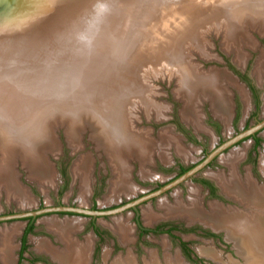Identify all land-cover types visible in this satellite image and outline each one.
I'll return each instance as SVG.
<instances>
[{
	"label": "bare ground",
	"instance_id": "6f19581e",
	"mask_svg": "<svg viewBox=\"0 0 264 264\" xmlns=\"http://www.w3.org/2000/svg\"><path fill=\"white\" fill-rule=\"evenodd\" d=\"M200 1L208 3L212 11L215 12L214 17L211 18L214 20L211 21L208 18L195 23L193 20L195 17H192L184 22L187 12L183 11L176 17H169V12L163 16L156 15L154 20L143 23L138 20L145 14H154L155 12L134 9L133 14L125 13L124 5L127 0L119 9H114L112 0H81V3L78 1L79 4H75L68 14L70 25L67 26L66 32L72 30L80 33L81 36L75 33L70 34L66 42L71 43L74 48L82 46L87 48L75 51L77 56L75 63L77 64L74 63L72 67L67 68L65 67L66 59L69 57H61L60 52L57 55L53 54V57L50 50L46 49L47 47L38 43H45L49 38H53L50 35L56 31L52 26L55 23L51 25L53 20H49L51 15L47 14L48 4L37 3L40 9L37 17L32 16L31 19H26L22 14L13 17L8 26H13L18 22V17H21L20 20H24L25 23L27 22L26 24L29 22L42 26L40 29L21 26V33L24 32V34L7 40L10 46L0 50V150L2 151L0 194L6 191L8 196H12L20 202L30 201V194L17 182L15 161L18 156L22 157L21 159L28 165L32 175L41 182L49 185L55 183V173L50 170L43 153L38 150V145L50 144L52 151L55 150L57 145L52 139L51 130L55 123L63 122L64 119L69 120L70 129L74 131L73 134L79 131L81 126L89 123L94 129V137L105 149L108 158L112 160L110 164L113 163L111 166L114 176L106 200H112L115 195L134 192L135 183L130 175L132 165L128 157L140 160L142 168L144 167L141 170L142 176H152V170L148 169V164L151 163L148 146L150 138L141 127H138L142 120L139 115L140 112L142 114L147 112V114L150 113L156 118L162 119L165 115L161 114L164 104L161 105L156 100L154 96L159 94L158 91L153 88V84H150L151 80L144 76V71H141L144 69L141 67L145 65L141 60L145 57L148 58V55L143 52L144 50L131 55L135 47H127L132 43L137 32H141L145 36L149 34L157 40L150 44L153 47L152 57L159 55L160 57L157 62L152 63V66L158 69L157 73L161 70L162 74L168 71L167 75L178 76L181 87L179 90H185L188 97L185 114L189 117L190 122L196 125L198 130L201 129L200 126L203 127L200 125V121L197 123L191 120V116H194L192 112L193 90L202 88V94L211 101L213 112L228 127L233 111L232 96L223 85L220 90L218 89L217 72L206 74L200 66L195 65L190 57L191 46L194 44L201 47L203 40H200V25L204 20L206 23L213 21L219 23L223 22L222 16H224L226 18L224 22L227 23L225 49L226 51L232 48L236 50V60L240 65H244L246 55L243 49L237 47L240 44L237 42L248 34L243 26L246 19L252 23V26L261 23L264 29V0ZM34 2L36 3V1ZM59 4L60 2H57L56 7ZM152 4L154 3L149 6L154 7ZM229 4H233L232 11L226 10V6ZM44 6H47L46 9L42 8ZM49 7L51 6L49 5ZM58 11L59 9H57ZM136 15L140 16L136 18ZM61 22L63 21L57 23ZM120 22L122 26L117 27ZM134 25L139 28L133 29ZM180 25H183L181 27L191 26L177 37L176 33ZM10 28L7 29L10 30ZM84 28H86V33L88 29L93 32L92 45H81V42H85L86 33H82ZM239 34L241 35L237 37ZM176 37L177 41L175 42ZM145 40L147 42L146 38ZM5 41L1 39L0 45L7 44ZM125 47L127 48L123 49ZM207 53L210 52L206 51L205 54ZM261 59V62H257L253 73L262 83L264 82V58ZM151 75L153 76V74ZM226 79L227 77L223 78L227 86L230 83L239 88L248 107L249 99L246 89L235 77L229 78L231 82ZM204 87L209 90L206 92L203 90ZM212 89H215V92ZM83 113H86L90 118L84 119L86 115ZM158 114L161 116L159 117ZM169 129L160 132L163 140L157 144L154 152L158 148L169 149L171 147L170 142L168 143V139H166L168 136L165 138ZM171 132L173 135L175 134L172 146L179 149L181 139L175 132L172 130ZM186 153H188L187 149L183 151V154ZM244 154L245 149L234 150L222 160L229 167L228 173L226 171L208 172V175L217 181L222 192L236 200L240 206L223 204L224 207L217 203H211L210 209L205 210L200 196V188L192 185L189 189L188 200H184L181 191L177 189L174 192V202L165 198L160 200L159 212L149 207L144 208L146 223L154 224L161 218H183L188 222H202L215 229L223 227L228 236L235 239L238 245L249 254L252 258L251 264H264V192L251 174L248 173L246 177L241 176L238 165ZM160 155L164 159L167 158L164 152H160ZM90 162L91 158L90 161L89 158L82 159L74 169L81 180L80 197L83 203H86L87 197L90 195L92 176L90 175L92 172V169L89 168ZM261 168L264 172V154ZM45 224L49 230L56 234L64 246L54 248L48 241H41L38 243L40 249L50 253L58 261V264H89L93 238L87 236L85 241H80L76 236V233L83 228L82 219L45 220ZM109 226L118 234L123 244H129L134 240V232L126 217L115 218ZM18 228V226L0 228L1 264H15L13 245L18 235ZM164 244L169 245L167 238H164ZM182 262L178 252L175 256L167 253L165 259L161 260L155 251H150L144 258L143 264H183ZM113 264H139V262L129 252L127 256L120 255Z\"/></svg>",
	"mask_w": 264,
	"mask_h": 264
},
{
	"label": "rangeland",
	"instance_id": "374dc122",
	"mask_svg": "<svg viewBox=\"0 0 264 264\" xmlns=\"http://www.w3.org/2000/svg\"><path fill=\"white\" fill-rule=\"evenodd\" d=\"M34 1L0 0V40L4 39L7 42L12 37L22 36L24 32L21 33V28L25 26L27 28L33 27L40 29L41 24L33 25L29 22L26 24L27 22L25 23L24 20H20L21 17H18L19 21L14 23L13 26L8 25L13 17L20 16L21 14L26 19H31L32 16L37 17L40 10L37 3L48 4V7L44 6L42 8H48L47 14L51 15L49 20H53L51 25L55 23L52 26H54L53 29L55 28L54 30L56 31L50 35L53 38H49L45 43H38L42 44L43 47H47L46 49L48 51L50 50V54L53 57V54L57 55L58 52L61 53V57H69L66 59L67 64L65 67H72L75 63V58H77L74 52L86 50L87 48L84 46L74 48L71 43L66 42L70 34L75 33L81 36L80 33L73 32L72 30L66 32L67 26L70 25V19H68L70 9L72 7L74 8L75 4H79L78 1L81 3V0ZM57 2H60V4L56 7ZM71 2H74V5ZM112 2L114 9H119L121 5L126 3L125 0H112ZM109 3L111 5V2ZM151 3H154L152 4L154 7L149 6ZM173 3L176 5H172ZM57 9H59L58 12ZM134 9L155 12L154 14H145L143 18L138 20V22L143 23L154 20L156 15L163 16L168 12L170 14L168 15L169 17H176L177 14L186 11L188 14H185L186 18L184 22L195 17L193 19L195 23L196 21L208 18L211 20L215 15V12L212 11L209 4L206 2L201 3L200 0H127V3L124 5L125 13L133 14ZM226 10L232 11L233 4L227 5ZM139 16L136 15V18ZM222 18L224 19L223 22L221 21L219 23L215 21L206 23L205 20L202 22L200 25V40H203V43L201 47L194 44L191 46L193 52L191 51L190 57L195 65L200 66L206 74L213 71L217 72L219 77L217 81L218 89L220 90L223 85L229 91L230 96H232L234 107L228 127L213 112L211 101L207 100L202 94V88L193 90L192 112L194 116H191V120L197 123L200 121V125H203V127L200 126L201 129L198 130L196 125L190 122L189 117L185 114L188 97L185 94V90H179L181 87L178 76H169V74L167 75L168 71L162 74L161 70H159L160 72L157 73L158 69L152 66V63L157 62L160 57V55L158 57H152L153 47L150 44L157 40L149 34L145 36L143 33L137 32L134 40L127 47H135L131 55L138 54L137 52L141 50H144L143 52L148 55V58L145 57L141 60L145 63L141 67L144 68L141 71H144V76L151 80V83H149L153 84V88L158 91L159 94L154 96L156 100L161 105L164 104V109L162 108L161 114L165 115L162 119L156 118L150 113L147 114V112L146 114L140 112L139 115L142 120L139 122L138 127H141L150 138L148 146L150 148L149 160H151V163L148 164V169L152 170V176H142L141 170L144 167L142 168L140 160L128 157L132 165L130 175L135 183L134 192L122 193L121 195H115L112 200H106L114 176L111 166L113 163L110 164L112 160L108 158L105 149L94 137V129L89 123L83 125L84 127L81 126L79 131L73 134L74 131L70 129L69 120L64 119L63 122L55 123L51 130L52 139L56 143L57 148L52 151L49 146L50 144L38 145V150L43 153L50 170L55 173V183L49 185L41 182L37 177L32 175L28 169V165L21 159L22 157L18 156L15 161L17 182L30 194V201L25 203L20 202L18 199L8 196L6 191H3L0 194V215L33 211L44 207L59 205L77 206L86 209H110L117 207L160 188L162 185L181 175L183 170H188L201 162L218 145L262 120L264 118V82L261 83L258 81L253 71L257 62H261V58H264V29L261 23L252 26V23L248 19L245 20L243 26L244 30L248 31V34L237 42L240 43L237 47L241 48V50L243 49L246 55L245 61L247 59L248 61L245 68H240L234 63V61L239 63L236 60V50L232 48L226 51L225 49V42L227 40L225 37V27H227V23L224 22L226 18L224 16ZM60 21L63 22L57 23ZM121 26L120 22L117 27ZM181 26L183 25H180L176 33L177 37L186 32L191 25H186V27ZM7 28H10V30ZM132 28L138 29L139 27L134 25ZM82 33H86V28L82 29ZM59 37L61 38L60 40ZM92 37L93 32L91 29H88L84 36L85 42H81V45H92ZM177 37L175 42L177 41ZM78 42H80L79 39ZM4 45H0V50L10 46L9 42ZM203 51H209L210 53L205 54ZM242 66L244 65L241 64ZM230 70L238 77V82L247 91L246 93L249 99L248 107L239 88H236L230 83L227 86L223 80V78L227 77L226 80L231 82L229 78L234 77V75ZM155 73L157 75L156 77ZM226 73H229L231 76L226 75ZM203 90L207 92L209 89L204 87ZM214 90L212 89L213 92H215ZM151 106L155 107L154 105ZM156 110L158 111V107ZM147 111L149 112L148 109ZM84 115H86L84 119L90 118L86 113ZM158 116L160 117L161 115L158 114ZM168 128L170 129L168 134H165V138L168 136L166 139H168V143L170 142L171 147L169 149L158 148L154 152L157 144L163 140L161 139L162 133L160 132ZM171 130L181 139L180 146L182 150L181 147L177 149L172 146V142L175 141V134L173 135ZM257 140L249 137L237 142L234 146L225 150L221 156L215 158L208 167L198 172L194 178L188 179L177 187L141 203L137 210L131 208L121 213L98 217L68 212H49L39 214L35 218L24 217L0 221V228L10 226L19 227L18 235L13 245V252L16 258L15 264H58V261L50 253L40 249L38 246V243L41 241H48L54 248H62L64 246L56 234L48 229L45 220H67L73 218L82 219L84 222L83 228L76 233L77 239L85 241L87 236H92L93 238L94 242L90 252L89 264H113L120 255L127 256L129 252L136 257L139 264H143L144 258L150 251H155L161 260L165 259L167 253L175 256L178 252L180 258L183 260V264H251L250 261L252 258L249 254L244 251V248L238 245L235 239L228 236V233L223 227L215 229L202 222H188L183 218H161L155 221L154 224H147L143 211L144 208L149 207L159 212L158 204L160 200L165 198L174 202V192L177 189L181 191L182 198L188 200L190 194L189 189L192 185L200 188V196L202 197L205 210L210 209L211 203H217L219 206L223 204L235 207L240 206L236 200L224 195L225 193L222 192L217 182L208 175V172L226 171L228 173L229 167L222 160L234 150L245 149V154L238 165L240 173L244 177L250 172L260 184L264 185V172L261 168V161L264 154V128L260 130ZM185 149H187L188 153L183 154ZM1 152L0 150V157L2 155ZM160 152H164L167 158H162ZM86 158H89V161L91 158L89 168L92 169L90 174L92 176L90 195H88L86 203H83L80 197L82 190L81 180L74 169L82 159ZM258 182L256 183L259 184ZM260 184L259 186L264 192V188ZM209 185H213L215 190L211 191ZM120 216L126 217L134 232V240L129 244H123L118 234L109 226L114 222L115 218ZM30 224H32V230L25 236V231ZM164 238L168 239V246L164 244ZM23 244L26 246L25 249H22Z\"/></svg>",
	"mask_w": 264,
	"mask_h": 264
},
{
	"label": "water",
	"instance_id": "95a60500",
	"mask_svg": "<svg viewBox=\"0 0 264 264\" xmlns=\"http://www.w3.org/2000/svg\"><path fill=\"white\" fill-rule=\"evenodd\" d=\"M263 128H264V118L262 120L258 121L255 125L244 129L243 131H241L237 135L230 137L229 139L224 141L222 144L218 145L201 162L194 165L190 169L186 170L184 173H182L178 177L174 178L170 182L162 185L160 188H158L152 192L144 194V195H142V196H140L134 200H131L129 202L121 204L117 207L110 208V209H86V208L77 207V206L59 205V206L44 207V208L33 210V211L13 213V214H8V215H0V221L15 219V218H24V217L35 218L39 214L49 213V212H52V213L53 212H68V213H77V214H84V215H90L93 217H98V216H107V215H113V214L121 213V212H123L127 209H131V208L134 210H137L138 206L141 203H143V202H145L151 198L157 197V196L169 191L170 189L177 187L178 185H180L181 183H184L188 179L194 178L198 172H200L204 168L208 167L210 165V163L215 158L221 156L225 150L234 146L237 142L242 141L245 138L250 137L251 135L255 134L257 131H260ZM224 195L227 197L226 194H224Z\"/></svg>",
	"mask_w": 264,
	"mask_h": 264
},
{
	"label": "flooded vegetation",
	"instance_id": "af4514ba",
	"mask_svg": "<svg viewBox=\"0 0 264 264\" xmlns=\"http://www.w3.org/2000/svg\"><path fill=\"white\" fill-rule=\"evenodd\" d=\"M247 61H248V59H247ZM247 61L245 62V64H244V66H242L241 67V65L239 64V63H237V62H235L234 61V63L237 65V66H239L240 68H245V65H247ZM239 64V65H238ZM247 68V67H246ZM231 71V73L234 75V77L238 80V77L232 72V70H230ZM255 76V75H254ZM233 107H234V104H233ZM231 120H232V118H231ZM230 123H231V121H230ZM259 132L260 131H257L255 134H253V135H251L250 137H252L253 139L255 138L256 140H257V136H258V134H259ZM249 138V137H248ZM257 142H258V140H257ZM239 172H240V170H239ZM249 174H251L250 172H248ZM247 173V174H248ZM241 174V173H240ZM246 174V175H247ZM246 175L244 176V177H246ZM241 176H243L242 174H241ZM251 176H252V174H251ZM253 178H254V176H252ZM212 178V177H211ZM213 179V178H212ZM255 180H256V182H258V180L256 179V178H254ZM216 181V180H215ZM217 182V181H216ZM259 183V182H258ZM218 184V183H217ZM260 184V183H259ZM219 185V184H218ZM260 185H262V187L264 188V185L263 184H260ZM209 187H210V189H211V191H214L215 190V187L213 186V185H209ZM221 188V187H220ZM222 190V189H221ZM228 196V195H227ZM229 197V196H228ZM231 198V197H230ZM233 199V198H232ZM237 202V201H236Z\"/></svg>",
	"mask_w": 264,
	"mask_h": 264
},
{
	"label": "trees",
	"instance_id": "16d2710c",
	"mask_svg": "<svg viewBox=\"0 0 264 264\" xmlns=\"http://www.w3.org/2000/svg\"><path fill=\"white\" fill-rule=\"evenodd\" d=\"M258 142H259V140H258ZM186 170H183L182 171V173H184ZM32 230V224H30L29 225V227L26 229V231H25V236H26V234L29 232V231H31ZM24 239H25V237H24ZM26 248V246H25V244H23V247H22V249H25Z\"/></svg>",
	"mask_w": 264,
	"mask_h": 264
}]
</instances>
